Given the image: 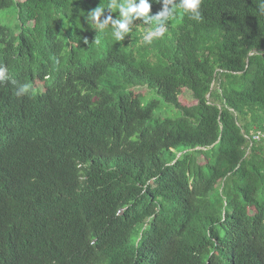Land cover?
<instances>
[{"label": "trees", "instance_id": "16d2710c", "mask_svg": "<svg viewBox=\"0 0 264 264\" xmlns=\"http://www.w3.org/2000/svg\"><path fill=\"white\" fill-rule=\"evenodd\" d=\"M108 2L0 0L17 15L0 22L17 81L0 86V264H264L256 0H201L150 44L143 19L122 41L90 26L99 6L119 16ZM154 94L179 114L156 116Z\"/></svg>", "mask_w": 264, "mask_h": 264}, {"label": "clouds", "instance_id": "9594fccd", "mask_svg": "<svg viewBox=\"0 0 264 264\" xmlns=\"http://www.w3.org/2000/svg\"><path fill=\"white\" fill-rule=\"evenodd\" d=\"M156 2L162 3V10L155 15H150L152 5L149 0H109L106 8L119 12L116 19H113L111 15L102 19L105 13V7L102 6L88 12L85 19L90 26L95 24L96 29L99 30H104L110 24L112 35L117 41L124 40L125 36L131 32L134 21L143 19L144 23L149 25L143 35L144 42L148 44L154 38H161L165 35L169 21L175 18L178 12L197 22L202 19L199 11L201 0H156ZM256 2L259 6L258 11L264 14V0H256ZM85 43L88 41L85 40ZM93 43L100 45L101 41L95 38ZM9 72L7 65H0V86H5V81L14 85L17 83L11 78ZM30 93L35 95V89L28 83L19 85L15 92L18 97Z\"/></svg>", "mask_w": 264, "mask_h": 264}, {"label": "rangeland", "instance_id": "374dc122", "mask_svg": "<svg viewBox=\"0 0 264 264\" xmlns=\"http://www.w3.org/2000/svg\"><path fill=\"white\" fill-rule=\"evenodd\" d=\"M14 15L16 16L15 18H14ZM16 18H17V15H16V10L14 8L0 10V22L7 25L11 29L12 32L17 31V29L15 27ZM17 22H18V20H17ZM40 82H41V80H36L35 84L42 90L44 88V86ZM136 91L137 92L141 91L145 95L148 94L147 87L136 88ZM153 97L159 99L161 107L164 108V110H165L164 113L162 112V110H160V111L157 110L155 112L156 116L157 115H160V116H165V115L177 116L179 114V112L177 110H175L171 106H168L167 103L157 94H154ZM180 99L186 105H193L196 103V100L192 97V95L189 91L183 92V94L180 96Z\"/></svg>", "mask_w": 264, "mask_h": 264}]
</instances>
